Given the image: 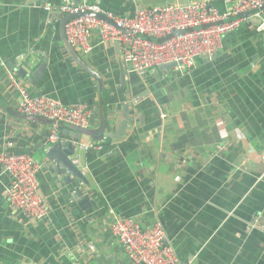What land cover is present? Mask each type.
Here are the masks:
<instances>
[{
    "label": "crops",
    "instance_id": "0c3cea01",
    "mask_svg": "<svg viewBox=\"0 0 264 264\" xmlns=\"http://www.w3.org/2000/svg\"><path fill=\"white\" fill-rule=\"evenodd\" d=\"M90 1L129 15L196 0ZM62 3L0 0V153H28L43 164L39 191L49 206L40 220L13 209L10 177L0 174V264H135L109 228L114 214L143 228L160 221L166 243L188 264H264V31L252 26L259 18L227 34L213 60L199 57L184 73L160 66L132 71L124 45L92 31L91 51L75 49L101 77L100 87L60 37ZM209 3L227 7L224 0ZM40 54L49 62L43 78L30 84L17 66ZM3 64L32 94L90 106L92 130L104 123L106 133H115L128 110L127 132L111 144L62 130L61 142L77 147L71 158L78 157L88 178L82 190L91 207L74 199L66 182L71 173H58L57 162L46 157L50 122L18 112L19 94ZM99 143L104 150L82 148ZM257 218L261 227L253 226Z\"/></svg>",
    "mask_w": 264,
    "mask_h": 264
},
{
    "label": "built area",
    "instance_id": "2783aa9c",
    "mask_svg": "<svg viewBox=\"0 0 264 264\" xmlns=\"http://www.w3.org/2000/svg\"><path fill=\"white\" fill-rule=\"evenodd\" d=\"M224 2L227 5L224 11L211 6L209 0L141 7L129 15H118L90 0H82L78 5L72 0H63L59 9L64 15H77L66 25L67 38L77 50L89 53V38L92 31H97L104 41L124 45L123 61L132 71H148L175 63L173 70L184 73L196 65L199 57L213 60L223 47L225 36L243 23H250L253 17L259 21L252 26L264 31V0ZM45 6L48 10L52 8L50 4ZM3 65L19 94L18 112L50 122V144L62 141L64 126L90 129L95 117L90 106L81 102L67 104L50 95L32 94L27 85ZM91 147L105 148L102 143L82 146L83 149ZM108 152L111 154L113 150ZM73 160L80 163L76 156ZM0 166L10 177L6 194L11 207L32 219L47 217L49 206L40 194L38 180L43 164L28 153L1 152ZM262 222L257 218L253 226L261 227ZM108 225L126 256L135 264H188L178 257L172 245L166 243V230L160 221L150 228H143L134 218L114 214ZM90 248L95 251L94 245Z\"/></svg>",
    "mask_w": 264,
    "mask_h": 264
},
{
    "label": "water",
    "instance_id": "95a60500",
    "mask_svg": "<svg viewBox=\"0 0 264 264\" xmlns=\"http://www.w3.org/2000/svg\"><path fill=\"white\" fill-rule=\"evenodd\" d=\"M72 2L74 5H78L82 2V0H72ZM76 16L77 15L71 13L64 15L60 23V37L65 45V48L73 57V59L87 72L95 76L98 79V82L101 87L103 84L101 77L84 62L75 47L67 38L66 25L70 19ZM28 57L29 59L22 60V62L17 66V73L19 77L25 79L30 84H35L38 80H41L43 78L49 59L47 58V56H43L42 54H40L39 57H36L33 60L30 58V56ZM120 64L122 83L125 84V68L121 59ZM173 66H175V63L164 64L160 66V69H171ZM124 118L125 119L121 122L119 128L115 131V133H106L104 131V123L102 124V127L97 130L82 129L76 126H64V128L62 129L65 135L70 134L77 140H90L93 136L94 141H102L106 139L105 143L111 144L113 140L121 139L126 134L130 121L132 119L129 115L128 110H126ZM76 150L77 147L73 142H57L48 149V151L46 152V157L51 162H57L56 167L58 173L62 171H69L71 173V176H68L66 178V182L68 185H72V187H74L72 188V195L74 199L78 200L80 204L85 205L86 208H89L92 204L91 202H89V196H84V192L82 189L84 185H87L89 187L90 183L88 181L87 176L83 174V171L79 167V165L77 163H74V160L71 158L75 154ZM1 172L2 167L0 166V174ZM74 179L76 180L74 181Z\"/></svg>",
    "mask_w": 264,
    "mask_h": 264
}]
</instances>
